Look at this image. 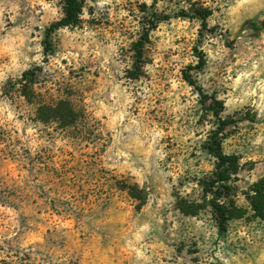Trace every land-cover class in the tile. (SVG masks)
<instances>
[{"label":"rangeland","instance_id":"obj_1","mask_svg":"<svg viewBox=\"0 0 264 264\" xmlns=\"http://www.w3.org/2000/svg\"><path fill=\"white\" fill-rule=\"evenodd\" d=\"M81 1L80 23L46 54L64 0H0V264H264L250 203L264 192V0ZM157 18L132 79L134 45ZM186 71L231 122L222 148L240 170L224 233L202 188L219 123ZM59 102L76 124L37 121Z\"/></svg>","mask_w":264,"mask_h":264},{"label":"trees","instance_id":"obj_2","mask_svg":"<svg viewBox=\"0 0 264 264\" xmlns=\"http://www.w3.org/2000/svg\"><path fill=\"white\" fill-rule=\"evenodd\" d=\"M64 16L58 22L50 25L45 30V53L52 51V37L60 29L77 26L81 21L84 5L81 0H64ZM203 23V28L207 29V20L212 15L211 11L199 10L195 12ZM160 18L156 22L147 25L143 34L134 45L135 72L132 79L140 77L141 69L144 66V51L146 45L150 42V34L158 27ZM206 65V59L203 54L199 56V62L192 70L201 71ZM185 81L194 87L202 97L203 104L211 102L213 115L217 118L219 127L212 133L205 149L215 158V171L208 181L202 182V188L206 196L211 195V206L217 217L218 227L221 233L226 232L228 222L233 218L231 200L233 178L238 175L240 170L239 158L235 155H228L223 151V134L231 122L221 118L224 109L223 103L215 97L206 95L203 90L197 86L195 80L188 73L184 72ZM36 74L33 70L23 74L20 84L22 85L25 97H34L31 91L36 84ZM37 121L42 124L58 123L62 128L73 126L78 121V114L74 107L69 103L59 102L57 104H41L36 113ZM134 196V192L131 193ZM135 197V196H134ZM230 200V201H229ZM229 201V202H228ZM228 202V203H227ZM250 203L256 215L264 220V192L256 190L255 195L250 196Z\"/></svg>","mask_w":264,"mask_h":264}]
</instances>
